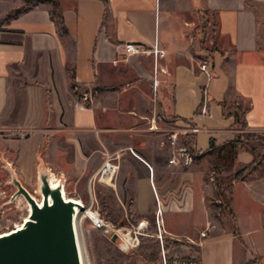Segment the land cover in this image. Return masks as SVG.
<instances>
[{
  "label": "crops",
  "instance_id": "obj_1",
  "mask_svg": "<svg viewBox=\"0 0 264 264\" xmlns=\"http://www.w3.org/2000/svg\"><path fill=\"white\" fill-rule=\"evenodd\" d=\"M202 13L220 50L211 78L193 57ZM156 40L166 57L154 100L153 58L128 57L124 45L149 49ZM236 105L246 106V129L236 126ZM158 111L173 132L200 130L187 135L201 155L244 134L264 136V0H0V137L16 151L21 181L38 179L42 159L74 200L93 206L111 192L123 216L173 237L194 234L200 264H264V161L226 191L232 216L218 218L209 163H171L180 147L156 129ZM148 118L155 128L122 123ZM254 160L239 144L231 174ZM107 164L116 167L109 182Z\"/></svg>",
  "mask_w": 264,
  "mask_h": 264
},
{
  "label": "rangeland",
  "instance_id": "obj_2",
  "mask_svg": "<svg viewBox=\"0 0 264 264\" xmlns=\"http://www.w3.org/2000/svg\"><path fill=\"white\" fill-rule=\"evenodd\" d=\"M208 20L209 24L206 25V20L200 17V23L197 27L196 47L193 49V57L198 65L203 63L209 64L210 59H213L216 55V51L220 52L215 41L217 33L216 26L212 23L209 15ZM212 43L215 45L213 46ZM156 94L153 90L154 100ZM142 107L145 108L144 106ZM231 111L234 112V109L231 108ZM150 115L155 118L156 112L152 111ZM157 121L159 125L158 127L156 126V129L165 130L164 139L166 143H171V136L174 134L172 130V119L167 117V115H161L158 111ZM122 123L123 126L140 128L141 130H150L155 128L156 125L155 120L151 124L149 118L139 123H130L127 121ZM134 133L136 137H141L140 131ZM124 138L126 137L124 136ZM129 138L133 137L129 136ZM3 140L0 137V236L15 231L16 228H14V225L16 224L23 225L24 213L27 208V202L24 198H19L14 203H11V198L17 189L11 184L12 175L7 170V163L11 164L15 173L18 175L17 170L12 164L16 159V151L6 143H3ZM130 142H132V139ZM192 143L191 137L186 135L179 137L177 145L180 147L179 150L182 148L186 149V152L193 159L194 157L200 156L198 161H206L209 163L207 182L215 189V196L209 198L208 204L219 209L218 218H222L227 214L229 215L225 210V202H228L226 195L228 189H224L226 188V181L234 176L231 174V167L237 154L234 155L232 150L227 148L224 150H214L210 154L201 155L193 149ZM111 178L112 176L110 175L108 182ZM23 185L35 197H40L37 193L38 179H35L27 185L23 183ZM218 186H222L221 192L225 195L224 203H222V199L217 195ZM100 194L99 202H96L95 205L90 206L84 203L88 211L87 213L81 214L78 219V231L85 264H200V241L195 240L194 234L173 237L172 235H167V233H158L157 226L153 222L147 227H144V231H141V229L139 231L140 218L125 217L121 211H115L114 208L117 206L120 207V203H118L119 201L115 199V195L111 192L100 191ZM66 197L72 199L70 194L67 193ZM76 201L82 203L80 200ZM126 203L127 207H130L132 204L131 201H127ZM100 222L107 224L115 231L122 229L121 233L124 235V239L131 244L130 250L121 246L120 241L113 243L111 237L104 234L97 227V224ZM232 226L235 229L234 222H232ZM160 236H162L161 239Z\"/></svg>",
  "mask_w": 264,
  "mask_h": 264
},
{
  "label": "water",
  "instance_id": "obj_3",
  "mask_svg": "<svg viewBox=\"0 0 264 264\" xmlns=\"http://www.w3.org/2000/svg\"><path fill=\"white\" fill-rule=\"evenodd\" d=\"M7 170L12 175L11 184L17 189L11 198L14 203L24 198L30 206L29 221L21 230L0 237V264H83L78 231V210L87 206L63 196L65 180L53 187L52 173L40 159L37 193L41 205L19 179L10 163ZM103 231V226L100 227ZM119 241L117 235L111 237Z\"/></svg>",
  "mask_w": 264,
  "mask_h": 264
},
{
  "label": "built area",
  "instance_id": "obj_4",
  "mask_svg": "<svg viewBox=\"0 0 264 264\" xmlns=\"http://www.w3.org/2000/svg\"><path fill=\"white\" fill-rule=\"evenodd\" d=\"M124 50H125L126 55L128 57H130L132 55H139V56H151L153 58V61H154V80H153V85H154V91L157 93V89H158V87L160 85V81L158 80V72L160 71V62H161V60H163L166 57V51L161 47L159 41L156 40L154 45L151 48H149V49L146 48L143 45L134 44V43H128V44L124 45ZM200 69H201V71L203 73L207 74L208 77H210V78L212 77V74H211V72L209 70V64H207V63L202 64ZM82 97L86 101L90 99L88 94H83ZM189 132L197 134V133L200 132V130L198 128H193L191 126H188L187 129H184V130H182L180 132H174V134L171 136V144L173 146H176L177 142L179 141V137L180 136H186ZM129 152L135 157L138 156L137 153L135 152V150L132 149V148H129ZM179 160H183L184 164L186 166H191L193 164V162H194V159L186 152V149H184V148L180 149V151L177 153V156L174 159L171 160V163H176ZM147 166L152 171L151 166L149 164H147ZM112 167H113V171H111ZM115 169H116V167H114V166H112L110 164H107L106 168L103 171L101 179L103 181H105V182H108L109 176L112 174L111 172H114ZM64 190H65V187H64ZM37 201L41 205L42 199H41V202H39V200H37ZM161 214H162V208H161L160 202L158 201L157 216L159 217ZM30 215H31L30 206L27 204V208H26L25 213H24L25 217H24L23 222L26 220V217L30 218ZM157 224H158V227H160L159 219L157 221ZM19 225L20 224L14 225V228H16ZM143 225H144V223H141L140 227L138 229L140 230L141 228H143ZM144 227H147V226H144ZM108 229H111L112 231L111 232H107ZM103 232H106L107 233L106 235H108L110 237H112L113 235H117L119 237V241L121 242L120 245L123 246V247L126 246V249L130 250L131 244H130L129 247L127 246L128 243H126V240L124 239V235L121 233L122 229L118 230V231H115L110 226H108L107 224H104L103 225ZM161 237L162 236H160V239H161Z\"/></svg>",
  "mask_w": 264,
  "mask_h": 264
},
{
  "label": "trees",
  "instance_id": "obj_5",
  "mask_svg": "<svg viewBox=\"0 0 264 264\" xmlns=\"http://www.w3.org/2000/svg\"><path fill=\"white\" fill-rule=\"evenodd\" d=\"M28 1H32V0H28ZM37 1H40V0H37ZM208 15H209L208 13H202L200 15L202 19L206 20L205 22L206 25L209 24ZM246 113H247V109L244 108L243 105H236L234 107L235 122H236V126L239 129L243 130L247 128ZM241 143H245L248 146V148L253 152L255 156V160L250 166L238 172L232 178L228 179L225 183L226 188L224 190L231 188L236 183L245 181L249 175H251L253 172L256 171L258 166L264 160V136H260V135L256 136L252 134H244L237 141L230 143L228 146L223 147L221 150L230 148L232 152L234 153V155H236L238 145ZM211 148H213L212 142H211ZM221 188L222 186L217 187V194H218V197L222 199L223 201L222 203H224L225 195L224 193L221 192ZM225 210L232 216V212L229 208L228 202L227 203L225 202ZM233 222L235 225V233L238 234L237 224H236L235 219L233 220Z\"/></svg>",
  "mask_w": 264,
  "mask_h": 264
},
{
  "label": "bare ground",
  "instance_id": "obj_6",
  "mask_svg": "<svg viewBox=\"0 0 264 264\" xmlns=\"http://www.w3.org/2000/svg\"><path fill=\"white\" fill-rule=\"evenodd\" d=\"M52 185H53V187H57V186L60 185L59 180H58L56 177H54V176L52 177ZM63 196H64L65 199L68 200V201L73 200L74 202H77L78 204H82V203H80V202H78V201H76V200H74V199H69V198H67V197H66L65 190L63 191ZM36 198H37V200H39V202H41V198H40V197H37V196H36ZM83 205H84V204H83ZM87 211H88V209H86L85 212H80V211L78 210V219H79V216H80L81 214H83V213H87ZM28 221H29V217H26V220L23 222V225H19V226H17L16 229H15V231L21 230V229L23 228V226H24V223H26V222H28ZM103 225H104V223H103V222H100V223L97 224V227L100 228V227L103 226ZM144 226H147V224L144 223L143 228H144ZM141 229H142V228H141ZM142 230L144 231V229H142ZM15 231H12V232L9 233V234L14 233ZM111 231H112L111 229H108L107 232H111ZM9 234H5V235H2V236H0V237L7 236V235H9ZM104 234H107V233L104 232ZM79 241H80V239H79ZM126 243H128L127 240H126ZM126 245H127V244H126ZM127 246L129 247L130 244L128 243ZM125 247H126V246H125ZM80 248H81V252H82L81 242H80ZM82 262H83V264H85L84 257H83V253H82Z\"/></svg>",
  "mask_w": 264,
  "mask_h": 264
}]
</instances>
